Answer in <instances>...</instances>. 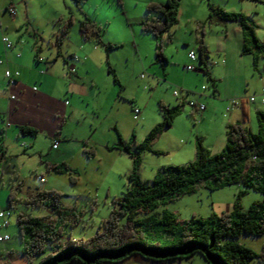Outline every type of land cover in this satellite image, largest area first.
<instances>
[{
	"label": "rangeland",
	"instance_id": "374dc122",
	"mask_svg": "<svg viewBox=\"0 0 264 264\" xmlns=\"http://www.w3.org/2000/svg\"><path fill=\"white\" fill-rule=\"evenodd\" d=\"M17 1L20 4L16 10L18 17L23 21L26 11L41 36L38 42L44 54H56L58 47L54 44V32H57L69 17L73 18V23L70 25L72 37L69 41H63L61 46L63 52L67 49L71 50L77 41L78 21L85 15L95 18L102 27L106 26L107 38L110 36L123 40L122 45L112 51L114 59L111 65L115 69L116 77L126 88L120 91L119 96L116 95L119 85L114 83L113 75L106 70V65L103 63L102 74H97V72L96 74L102 81L104 74H107V84L103 87L107 99H103L102 95L99 103L103 100L104 102L102 105L97 104L93 113L88 110L91 108L92 101L87 107L84 105V108H87L84 109L88 112L87 114H84L83 109H79L82 111L78 116L79 110H77L76 116L80 121L83 120L82 125L74 120H68L64 125V130L70 133L71 138L80 140L82 145L80 154L75 153L67 158L69 166L76 171L57 174L48 170L49 159L46 157V152L50 149L49 141L44 134L38 135L33 146L28 148V153L23 151L21 143L24 140L30 143L29 136H23L15 141L9 132V137L5 134L4 138L5 142L8 139L9 151L16 154L12 157L14 161L6 162L7 158L4 160V175L10 170H15V173L11 176H2L0 179V207L6 205L7 193L13 187H16L15 192L19 200L28 192H36L38 189L57 191L62 194V205L70 209L75 208L81 215L80 223L72 228H66V232L75 238H87L100 230L101 220L110 215L114 205L113 201L121 195L128 183L127 175L132 168V159L117 148L116 129L123 137L124 127L127 124L129 126L130 118L135 123L136 120L132 117L135 103L141 112L138 114L139 123L135 125L137 126L135 136L132 134L131 140L124 137L123 139L130 141L132 145L141 144L154 126L153 124L162 120L159 102H165L167 105L168 100L170 104L180 102L173 96V89L178 90L179 95L181 91L183 93L185 91H180V87L171 79L182 77L185 71L183 66L187 65L185 61H189L186 56L187 50L190 47L197 50L196 37L201 34V31L204 33V42L208 48L209 62L207 65L212 70L215 69L212 71L213 74L220 78L224 85L228 82L230 85L239 87L244 85L245 76L264 77V55L259 56L257 64L253 66L250 60L252 56L250 54L240 55L238 46L235 45L238 40L237 31H233L226 24L206 21L209 14L208 3L220 6L228 12L244 13L255 23L256 36L264 43V0H180L177 21L170 29L171 39L166 41V33L161 38L162 50L167 60L156 59V39L148 32H141L137 22L141 16L145 19L157 15L146 11V6L150 2L148 0H120L121 4L118 0ZM228 24L240 31L236 23L228 22ZM133 29L140 51L139 57L134 56V49L129 43L132 41ZM226 34H228L227 38ZM224 58L231 60L232 65L227 76L222 78L217 74L222 72L221 65H223ZM239 64L241 71L237 68ZM163 69L166 74L162 73ZM195 71L201 73L199 69H193L190 72L195 73ZM153 72L157 80L152 77ZM165 76H168V79ZM190 82L193 85L189 87V90L197 93L188 94L187 99H194L199 92L208 93L210 91L211 84L206 78L202 77L200 83H195L193 80ZM201 84L206 86L205 90H200ZM244 87L247 86L244 85ZM187 99L180 115L174 118L170 126L164 127L156 135L150 142L149 150L140 153L139 175L142 179H152L158 168L163 165L185 164L193 160L198 139L206 146L205 138H208L209 134L208 125H206L208 123H201L200 111L193 110ZM246 104L252 106L251 102ZM251 123L255 130L257 123L255 116L246 121L247 126ZM201 134L206 137H202ZM83 142L86 143L83 144ZM243 188L241 184H231L210 189L205 184L199 183L190 193L176 195L173 198H167L164 202H159L155 211L159 213L163 210L171 211L179 221L188 219L193 214L207 216L211 212L221 213L233 206L237 193ZM262 196L260 192L247 189L240 195L239 203L243 209H246L252 201L261 199ZM14 206L10 224L2 230V233L6 231L10 234L11 239L0 241V257H2L0 264H13L15 257L23 255L21 253L22 240L16 226L17 213L29 210L34 215H43L47 212L46 209L38 207L26 209L20 201L15 202ZM67 237H69L68 234L64 235L61 242H64ZM236 240L256 252L261 251L264 246V234L242 233ZM187 262L188 264H207L200 256ZM248 264L264 263L253 259Z\"/></svg>",
	"mask_w": 264,
	"mask_h": 264
},
{
	"label": "trees",
	"instance_id": "16d2710c",
	"mask_svg": "<svg viewBox=\"0 0 264 264\" xmlns=\"http://www.w3.org/2000/svg\"><path fill=\"white\" fill-rule=\"evenodd\" d=\"M118 2L121 4L120 0ZM179 3L180 0L150 1L146 11L157 15L139 22L141 31L150 33L156 39L157 60H167L161 38L166 33V41H170V29L177 21ZM208 6V23L225 25L234 22L240 27L241 54H250L252 65L255 66L259 56L264 55V43L256 36L255 23L244 13L228 12L211 3ZM72 23L73 18L69 17L55 33L54 44L58 48ZM78 28L86 41L101 44L106 49L117 47L116 44L102 41V26L89 18L79 20ZM196 49L195 60L201 66H195V69L203 71L215 91L218 80L207 68L208 48L203 31L196 37ZM107 70L121 86L114 68L109 65ZM159 107L162 120L151 128L141 144L132 145L116 129L117 148L130 156L132 168L127 175L125 190L113 201L110 215L101 220L100 230L94 235L75 238L66 232V228L76 226L82 218L75 208L72 210L62 205L61 193L38 189L19 200L16 187L8 191L4 208L11 212L17 201L26 209L38 207L47 210L43 215H34L29 210L17 213L16 226L22 240L21 253L27 264H115L134 254L152 260H169L191 257L196 253L203 255L211 264H248L253 259L264 263V246L256 252L236 240L242 233L264 234V111L256 112L255 131L246 126L244 121L228 124L222 150L213 153L198 139L193 160L185 164L163 165L152 179H142L139 175L140 153L149 150L150 142L156 135L172 124L180 114L183 103L170 106L159 102ZM20 130L23 134L36 133L27 126H21ZM4 138L5 126L0 124V179L2 165L7 158ZM47 168L57 174L74 171L64 161L47 163ZM199 183L210 189L231 184H241L244 188L237 193L233 206L221 213L211 212L207 216L193 214L179 221L171 211H155L159 202L190 193ZM247 189L260 192L263 196L243 209L239 197ZM67 234L69 237L60 242Z\"/></svg>",
	"mask_w": 264,
	"mask_h": 264
},
{
	"label": "crops",
	"instance_id": "0c3cea01",
	"mask_svg": "<svg viewBox=\"0 0 264 264\" xmlns=\"http://www.w3.org/2000/svg\"><path fill=\"white\" fill-rule=\"evenodd\" d=\"M148 1L161 2L164 0ZM9 6H14L17 10L20 7V4L17 0H0V60H2V63H0V124L5 126V134L8 137L9 132H11L15 141L19 140L23 136H29L31 139L30 143L26 140L21 143L25 153H28V148L33 146V143L37 140L38 135L44 134L49 141L50 150L46 152V157L49 159L48 163H58L61 161L68 163V157L75 153L80 154L82 145L80 140L71 138L70 133H67L64 130V125L68 122V120H74L77 124L82 125L83 120L80 121L79 117L76 116L77 110L87 109L84 107L90 105L92 101L91 108L88 110L93 113L95 106H97V104L102 105L104 102L103 100L99 103L100 97L103 95V99H107L106 92L103 88L107 84V74H104L103 81L97 77V74H102L103 63L106 65V70L108 68L107 66H112L111 63H113L114 59L112 51L120 47L123 40L111 38L110 36L107 38L106 26L102 27V41L117 45L116 48L106 49L101 44L84 40L81 37L78 28L77 41L74 43L71 50L67 49L66 52H63V48H61L63 41H69L72 37L70 35L71 29H69V32L64 37L62 44L59 48H57L56 54L51 52V54H44L41 51V45L38 42L41 36H39L38 31L36 30L37 28L32 24L26 11L24 13L25 19L22 21L17 14L15 16H11L9 14ZM84 18H89L96 24H99L95 18H90L86 15ZM142 19H144V17L141 16L137 22L139 23ZM230 24L226 23V26H230L233 31H237L238 40L235 45L238 46L240 55L245 56L241 54V30L239 31L235 28V26ZM55 33L56 31L54 32V37ZM3 35H7L11 38L10 40L13 42V46L11 48H6L4 46L2 41ZM135 36L136 35L133 29L132 41H129V43L134 49V56L139 57L140 51L138 49V43ZM227 36L228 34H226V38ZM221 48L222 47L220 46V49ZM190 50L195 49L194 47L188 48L186 56L189 61L185 62L187 64L191 63L196 67H200L201 63L198 60L189 59L188 52ZM75 54L79 55L76 56ZM225 54L227 55V53ZM250 60L252 63V59ZM222 63V72L217 75L225 78L232 65V61L228 60V58H224ZM161 66L162 68L165 67L163 64ZM71 68H73V70H71ZM207 68L210 70L212 76L218 80L216 90L213 91V87L210 86V91L208 93L199 92L192 100L205 105V108L199 113L201 123H208L206 125H208L209 134L208 138H205V145L208 149L210 148L211 151L218 152L225 146L226 128L228 124L244 121V124L246 125V121L250 119V117L251 119L254 116L256 117L257 111H264V100H262L264 99V92H262V88H264V77L250 78L249 76H245L244 85L247 86L246 88L244 85H240L238 87L236 85H230L228 82L224 85V82L213 74L212 71H215V69L212 70V68L208 66ZM237 68L240 71L242 70L240 64ZM6 69H9L11 72L18 71V75L15 77L16 82L12 86H9L8 79L5 76ZM184 70L185 71L182 73L181 78L171 79L173 83L175 82L174 84L180 87V91H185V93L181 91L179 96H175L172 92L173 96L180 100L179 103H183V107L187 99L186 96L188 94L197 93L189 90V87H192L193 85L190 80L195 81V83H200L202 77L206 78L201 69H199L201 73H198V71L192 73L190 72L191 70ZM162 73L166 74L165 69H163ZM155 75V72H153L152 77L157 80L158 78ZM140 76L143 77L144 75ZM240 76L242 77L243 75L241 74ZM165 77L168 79V76ZM114 83L116 82L114 81ZM119 83L121 86H119V89L116 90L117 96L121 93L120 91H123L126 88L120 80ZM202 86L205 85L201 84L200 90H205L206 86L205 88H202ZM251 95H254V100L252 101L248 99ZM233 100H236V102H233ZM247 102H251L252 106L249 104L247 105ZM167 103L170 106L179 104H170L169 100ZM135 107L134 103L133 109ZM191 107L193 110L199 111L195 107ZM227 107H229L228 110L226 109ZM80 111L82 110H79L78 116L81 114ZM87 113L88 112L84 110V114ZM132 117L137 122L135 121V123H133L130 118V121H128V123H130L129 126L127 124L123 130V137L127 140H131L137 127L135 125L139 123V116L134 118L133 111ZM21 126L31 127L36 131V133L34 135L23 134L20 130ZM248 127L252 131H255L257 129V123L255 130L252 123ZM202 133L204 134V132ZM202 137L206 136L202 135ZM54 141H58L56 148L52 147V143ZM7 143L8 139L6 142L4 141L7 151L6 162L8 160L14 161L15 159L12 157L16 154L9 151ZM84 143L85 142H83V144ZM4 170L5 166L2 165L1 178L2 176H11L15 173V170H10L4 175ZM74 171H76V169H74ZM4 207H6V205L1 206L0 208ZM22 256L18 255L15 257L12 263L27 264L26 258ZM196 256H200L207 264H211L203 255L199 253H196L191 257L169 260H152L144 255L134 254L133 256L115 264H188L187 261L194 260Z\"/></svg>",
	"mask_w": 264,
	"mask_h": 264
},
{
	"label": "built area",
	"instance_id": "2783aa9c",
	"mask_svg": "<svg viewBox=\"0 0 264 264\" xmlns=\"http://www.w3.org/2000/svg\"><path fill=\"white\" fill-rule=\"evenodd\" d=\"M8 12L11 16H15L17 14L16 8L14 6H9L8 7ZM2 41L3 44L6 48H11L13 46V42L9 39V37L7 35H3L2 36ZM188 57L191 60H195L196 59V54L194 50H190L188 52ZM0 63H2V60H0ZM185 69L187 70H193L195 69V65L194 64H187L184 66ZM71 70H73V68H71ZM18 75V71H14L11 72L9 69H6L5 71V76L8 79V84L9 86H12L15 84L16 79L15 77ZM202 88H205V86H202ZM262 92H264V88H262ZM173 94L175 96H179V91L178 90H173ZM248 99L250 101L254 100V95H251L248 97ZM264 100V99H262ZM188 104L195 107L196 109H198L199 111H202L205 108V105L203 103H197L195 100H187ZM233 102H236V100H233ZM227 110L229 109V107L226 108ZM140 113L139 108L135 107L133 109V115L134 118H137L138 114ZM58 145V141H54L52 143V147L56 148ZM40 179H43V177H40ZM11 210L8 208H0V241H5V240H9L10 239V234L4 232L2 233V229L7 227L10 224V217H11Z\"/></svg>",
	"mask_w": 264,
	"mask_h": 264
}]
</instances>
